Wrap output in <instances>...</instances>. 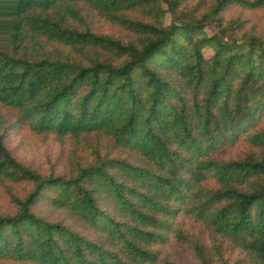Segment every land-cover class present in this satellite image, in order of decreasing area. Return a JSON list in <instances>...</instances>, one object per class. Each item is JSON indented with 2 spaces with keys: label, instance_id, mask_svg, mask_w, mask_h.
<instances>
[{
  "label": "trees",
  "instance_id": "obj_1",
  "mask_svg": "<svg viewBox=\"0 0 264 264\" xmlns=\"http://www.w3.org/2000/svg\"><path fill=\"white\" fill-rule=\"evenodd\" d=\"M0 188V264H264V0H0Z\"/></svg>",
  "mask_w": 264,
  "mask_h": 264
},
{
  "label": "rangeland",
  "instance_id": "obj_2",
  "mask_svg": "<svg viewBox=\"0 0 264 264\" xmlns=\"http://www.w3.org/2000/svg\"><path fill=\"white\" fill-rule=\"evenodd\" d=\"M235 15H241L244 19H247L249 21V24L247 25L248 28L253 25L260 28L263 25L262 12L234 9L227 13V17ZM171 20V15L167 14L164 22L166 25H169ZM88 21L90 23V28L93 29V31L109 33L121 37L125 36L122 31L106 24L95 15H90ZM208 29L213 34L216 32V29L213 26H209ZM212 53L211 49L205 51L207 57L211 56ZM6 140L7 147L17 160L29 164L33 168L41 171H48L49 168H54L56 172L62 171L68 150V143L56 140L54 136H36L25 127H12L7 133ZM246 147L245 143H241L236 149L245 150ZM6 206L7 198L3 194V190L0 188V209L5 208ZM161 252L169 264H199L186 246L180 245L173 239L170 240L168 245L161 248Z\"/></svg>",
  "mask_w": 264,
  "mask_h": 264
}]
</instances>
